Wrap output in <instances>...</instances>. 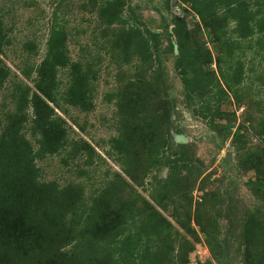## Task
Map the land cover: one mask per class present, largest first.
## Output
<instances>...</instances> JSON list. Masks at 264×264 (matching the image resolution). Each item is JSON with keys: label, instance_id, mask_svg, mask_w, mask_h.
Wrapping results in <instances>:
<instances>
[{"label": "trees", "instance_id": "trees-1", "mask_svg": "<svg viewBox=\"0 0 264 264\" xmlns=\"http://www.w3.org/2000/svg\"><path fill=\"white\" fill-rule=\"evenodd\" d=\"M181 1L189 4L192 14L203 24L210 48L215 51V70L207 65L211 60L210 51L207 49L204 58L201 51L204 45L191 44L186 22L182 15L170 11L169 0H159L156 8L163 22L161 33L135 22L128 24L121 15L120 0L95 1V6L100 24L105 27L124 25L119 34L123 44L114 43L116 49H111V54L116 56L118 64L137 60L136 63L146 65L128 87L131 94L146 95L148 101L165 84L157 59L160 37L172 35L177 46V52L172 53L173 66L191 112L215 130L222 141L229 138L239 156L237 169L253 170V179L248 178L244 183L258 204L243 213L238 246L244 264H264V105L254 129L259 149L247 150L240 130L233 129L232 124L215 125V119L223 115L220 105L229 101L228 94L235 91L242 77V62L238 54H233L252 48L250 43L242 45L241 40L249 39L254 33H264V0ZM5 32L0 19V89L9 76V69L1 59L9 45ZM168 46L172 52V43ZM25 48L30 51L34 45L27 42ZM154 62L155 69L151 68ZM203 63L207 65L204 69ZM93 65L92 59L70 58L66 31L62 25L54 23L48 29L41 59L36 65L22 69L31 86L11 82L8 95L14 103L13 110L5 109L0 116V260L10 258L9 264H175V258L180 259L185 254L181 247L174 254L172 225L151 203L166 210L167 202L162 196L170 191L171 216L190 232L178 212L177 206L183 205L174 203L172 192L173 195L178 193V180L192 176L194 165L180 150L181 145L170 140L171 135L161 134L162 126L171 122L174 110V103L167 98L158 107L146 109L141 102L135 107L117 93L105 95L107 102L114 103L117 116L116 134L107 139L105 152L119 170L132 176L135 164L139 169V160L144 173L161 166L167 169L164 177L153 175L147 197L134 191L113 207L111 197L116 194L113 190L123 180L121 173L115 171L111 177L104 175L103 183L87 198L80 180L60 184L54 179L42 178L35 159L58 154L61 150H65V162L85 154L83 164H93V146L83 139L69 141L66 123L59 116L67 114L68 106L81 112L93 107L96 73ZM62 71L67 76L63 85L59 79ZM262 73L259 80L264 84V67ZM144 110L147 112L142 113ZM27 131L37 142L36 150L25 137ZM98 158L102 161L100 155ZM78 174L86 172L80 169ZM2 217L5 218L3 223ZM195 222L202 225L198 217ZM214 226L216 221L212 219V227L207 224L201 227L209 247L216 240ZM12 247L18 248L20 253L6 257L3 251Z\"/></svg>", "mask_w": 264, "mask_h": 264}, {"label": "rangeland", "instance_id": "rangeland-1", "mask_svg": "<svg viewBox=\"0 0 264 264\" xmlns=\"http://www.w3.org/2000/svg\"><path fill=\"white\" fill-rule=\"evenodd\" d=\"M95 1L98 3L100 0H0V19L9 39V45L1 56L9 69V76L0 89V116L5 109L13 110L14 103L8 95L11 82L18 81L31 86L22 69L36 65L41 59L50 26L54 23L62 25L66 31V47L70 58L80 61L92 59L95 62L93 107L89 111L81 112L68 106L66 115L59 114L66 123L69 141L83 139L93 146V164L90 166L83 164L85 154L65 162L63 159L65 150H61L58 154L35 159L42 178L54 179L60 184L70 180H80L84 184V196L87 198L94 188H99L105 176L111 177L115 171L121 173L123 180L118 183L120 184L118 188L113 190L116 192L113 198L111 197L113 207L120 205L127 195L134 191L147 197V189L150 187L153 175L164 177L167 169L161 166L144 173L143 163L139 160V169L137 170L135 164L132 176L125 175L119 170L117 163L105 152L108 149L107 139L116 134L117 119L114 103L112 100L107 102L105 95L117 93L135 107L141 102L146 109L158 107L167 98L174 103V110L170 118L171 122L162 126L161 134L171 135L170 140L181 145L180 150L193 160L194 165L192 176L188 180L185 178L178 180L176 189L178 193L173 195L172 192L174 203L183 205L177 206L178 212L190 232H186L171 216L173 202L168 197L170 191L162 196L167 202L166 210L160 209L151 202L172 225L174 254L178 253L179 247L185 252L180 259L175 258V264H244L240 255L241 248L238 246L239 230L243 213L253 204H258L244 183L248 178L253 179V170L237 169L236 162L239 156L237 157V152L233 150L229 138L222 141L215 130L210 129L200 117L191 112L173 66L172 53H175L173 49L171 52L168 46L170 42H174L172 35L169 38L160 37L157 59L160 61L158 67H161L165 78L162 90L157 95L152 93L153 98L150 101L146 95L130 93L128 87L130 81L146 65L136 63L137 60H132L129 64L117 63L118 59L111 54V49H116L114 44L116 42L123 44L119 34L124 25L113 24L105 27L100 24ZM120 2L123 9L121 15L128 24L135 22L154 32H162L163 22L156 10L159 0H120ZM168 3L172 13L183 16L189 29L191 44L204 45L201 50L202 57H207V49L210 51L211 60L207 65L215 70L213 62L215 51L210 48L211 44L207 40L202 22L192 14L187 2L169 0ZM178 5H182L181 8ZM168 33H171L170 26ZM260 41L263 43L258 45L256 42ZM27 42L34 45L30 51L25 48ZM248 43L252 45L251 49H245L241 53L235 51L233 54V56L238 54L237 58L242 62V77L235 85V91L228 94L229 101L220 105L223 115L215 119V125L218 127L230 123L233 129L237 127L241 138L246 141V149L252 151L260 148L254 129L262 116L260 110L264 105L262 102L264 84L259 80L263 75L264 67V33H254L249 39L241 40L242 45ZM201 65L202 69L207 67L205 63ZM156 66L154 62L151 68L155 69ZM66 77L65 71L59 73L62 85ZM145 112L147 110L142 113ZM175 134L181 135L183 140L176 141ZM25 137L30 141L32 149L36 150L37 142L29 131L25 133ZM221 141L222 144L219 146ZM65 146L67 149L68 146ZM98 155L102 161L99 160ZM80 169L85 170L86 174H78ZM196 217L203 226L207 224L210 227H212V219H215L216 226L213 228L216 240L211 247L206 244L204 234L201 233L203 226L195 222ZM2 218L3 223L5 218ZM16 230L18 231L17 228ZM17 250L18 248L12 247L11 250L3 252L6 257H12L20 253ZM8 259L10 258L0 260V264H9L11 260Z\"/></svg>", "mask_w": 264, "mask_h": 264}, {"label": "water", "instance_id": "water-1", "mask_svg": "<svg viewBox=\"0 0 264 264\" xmlns=\"http://www.w3.org/2000/svg\"><path fill=\"white\" fill-rule=\"evenodd\" d=\"M172 48H173V52L176 53L177 52V46H176V44L174 42L172 43ZM174 138H175L176 141L183 140L182 136L181 135H177V134L174 135ZM222 164L224 165V163H222Z\"/></svg>", "mask_w": 264, "mask_h": 264}]
</instances>
